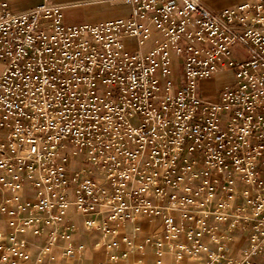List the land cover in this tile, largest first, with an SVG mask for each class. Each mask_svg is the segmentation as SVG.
Returning a JSON list of instances; mask_svg holds the SVG:
<instances>
[{
    "label": "built area",
    "instance_id": "built-area-1",
    "mask_svg": "<svg viewBox=\"0 0 264 264\" xmlns=\"http://www.w3.org/2000/svg\"><path fill=\"white\" fill-rule=\"evenodd\" d=\"M102 1L127 15L75 24L57 0H0V264L79 259L73 209L109 262L142 251L120 225L148 217L154 264H264V0ZM220 225L247 231L240 258ZM26 233L45 236L36 254Z\"/></svg>",
    "mask_w": 264,
    "mask_h": 264
},
{
    "label": "crops",
    "instance_id": "crops-1",
    "mask_svg": "<svg viewBox=\"0 0 264 264\" xmlns=\"http://www.w3.org/2000/svg\"><path fill=\"white\" fill-rule=\"evenodd\" d=\"M41 0H30L23 4L22 6L17 7V10H23L29 5L36 4L40 2ZM89 0H59V2L67 5L65 9L67 8H75L79 7L80 5L78 4L79 2H86ZM207 4H209L213 8H220L225 5L232 4L236 1H231V2H226V1H218V0H205ZM85 8L87 9V12L93 13V14H99L100 9L101 10H108L109 5L107 2H104L102 0H97L96 2H90L85 4ZM124 10L122 8H115ZM219 76V75H218ZM210 80V79H207ZM207 80H202L201 81V92H202V83ZM219 90V89H218ZM218 98V93L217 97L211 101H215ZM26 198H32L33 194L32 192H28L25 194ZM70 218L73 220L75 226H76V233H75V241L76 243H81L85 245V250L89 249V247L95 242V240H99L102 237V234L100 232H94V233H87L83 227L82 223V216L80 214H77L75 210H71L70 213ZM139 226L140 231L139 232H133V227L134 226ZM121 229L124 232L129 233V235L132 238L133 244L135 247L142 246V251L136 252L134 251V255L138 257L139 263L142 261L144 264H154L155 263V252L154 249H152L148 243L147 240L150 236L158 233L163 232V225L148 218V217H141L136 221L133 222H128L125 224L120 225ZM216 234L222 237V242L226 243L229 247V254L232 258H240L242 255V252L247 246V231H244L242 229H231L226 225H220L216 229ZM22 238H24L28 244L29 247L32 251L33 254H36L38 250L44 245L45 243V236L40 235V236H34L31 233H26L21 235ZM205 242L208 243V245L211 248H215V244L210 242V238L206 237ZM85 250L82 252L80 259L83 257V254L85 255ZM136 256H132L133 259L136 258ZM188 258L186 260L187 263L189 264H213L211 263L206 257L203 259H195V258H190V257H184ZM80 259L78 258H71L68 261L69 264H78ZM182 258H178L176 254H174L172 251L166 250L164 252V264L165 261H169L170 264H186L181 262ZM64 263H66L65 260H63ZM138 263V264H139ZM61 264V263H60ZM135 264V263H134Z\"/></svg>",
    "mask_w": 264,
    "mask_h": 264
},
{
    "label": "rangeland",
    "instance_id": "rangeland-1",
    "mask_svg": "<svg viewBox=\"0 0 264 264\" xmlns=\"http://www.w3.org/2000/svg\"><path fill=\"white\" fill-rule=\"evenodd\" d=\"M11 3V6L13 9H16L19 6H22L26 2L30 0H9ZM59 1V0H57ZM218 1H226V2H233L238 0H218ZM96 2V1H95ZM37 4V3H36ZM80 6L75 8H67L65 9V15L66 19L70 23L75 24H84V23H91V22H102L105 20H108L109 18L114 17H121L127 15L126 10H120L115 8H119L117 6H111L109 5L108 10H101L99 14H93L87 12V9L85 8L86 2H79ZM35 4L29 5L24 9H28ZM129 44H133L134 39L129 38L127 41ZM243 54V52H242ZM233 76L229 73L219 75L215 78H212L210 80L204 81L202 83V92L201 96L206 100H213L215 97H217L218 89H220L223 85L232 83L233 82ZM136 252H140V250H137ZM134 253L132 251L128 252L127 256L120 258L117 262H109L108 260V252L105 244L104 239L95 240L93 244L89 247V249L85 250V255L83 254V257L80 259L78 264H100L101 262H104L105 264H137L139 263L138 257L136 256L135 259L132 258ZM156 257V255H155ZM188 258H182L181 262L185 263ZM165 264H170V262L167 260L165 261ZM186 264H189L186 262Z\"/></svg>",
    "mask_w": 264,
    "mask_h": 264
},
{
    "label": "bare ground",
    "instance_id": "bare-ground-1",
    "mask_svg": "<svg viewBox=\"0 0 264 264\" xmlns=\"http://www.w3.org/2000/svg\"><path fill=\"white\" fill-rule=\"evenodd\" d=\"M41 1H42V0H41ZM41 1H40V2H41ZM40 2H38V3H40ZM58 2H59V1H58ZM60 3H61V2H60Z\"/></svg>",
    "mask_w": 264,
    "mask_h": 264
}]
</instances>
